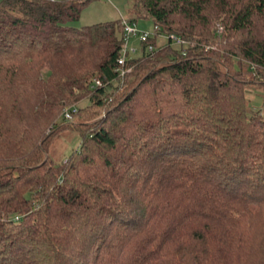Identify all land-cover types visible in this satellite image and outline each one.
<instances>
[{
	"label": "trees",
	"instance_id": "1",
	"mask_svg": "<svg viewBox=\"0 0 264 264\" xmlns=\"http://www.w3.org/2000/svg\"><path fill=\"white\" fill-rule=\"evenodd\" d=\"M132 1L161 32L124 65L123 19L72 24L89 0L0 1V264H264L247 95L264 86V0ZM74 106L90 119L65 123L82 139L57 163Z\"/></svg>",
	"mask_w": 264,
	"mask_h": 264
},
{
	"label": "rangeland",
	"instance_id": "2",
	"mask_svg": "<svg viewBox=\"0 0 264 264\" xmlns=\"http://www.w3.org/2000/svg\"><path fill=\"white\" fill-rule=\"evenodd\" d=\"M136 17H141V14L139 8L135 7L134 1L132 0H89V3L81 13L80 19L72 22V24L76 27H83L118 19L131 21L133 18L137 19ZM134 22L138 24V30L141 32L154 31L155 23L152 19L138 18L137 22ZM168 43L169 38L166 35H159L157 39V48H161ZM127 47L130 56L133 58H138L144 53L143 43L139 34L130 35ZM133 49H136V51ZM247 95L250 108L262 109L264 114V86H248ZM87 105V101H83L78 107L85 106L84 108H87ZM67 109L68 108H65L60 115L59 121L60 124H62L61 131L55 136L49 149L50 156L57 163L64 162L69 154L79 147L82 139L75 128H64L65 123L68 121L64 115ZM86 113L87 111H84L83 114L85 115ZM89 119L84 117L75 118L74 121L71 122H88ZM49 132L50 131H48V133Z\"/></svg>",
	"mask_w": 264,
	"mask_h": 264
},
{
	"label": "built area",
	"instance_id": "3",
	"mask_svg": "<svg viewBox=\"0 0 264 264\" xmlns=\"http://www.w3.org/2000/svg\"><path fill=\"white\" fill-rule=\"evenodd\" d=\"M125 30H126V40L127 42L130 40V35L132 34H139L140 37H141V40L143 42H146L151 38L153 37L155 34L157 33H160L161 32V28L159 26H155L154 27V31L153 32H141L138 30V27L136 26L135 22H131V21H125ZM168 38L171 37V39H173V41L176 43V44H181L183 42L182 39L176 37V36H167ZM134 51H136V49H133ZM147 50L148 51H153L154 50V46L151 45L150 43L147 44ZM126 51H128V47H127V44L125 46V50H124V55L120 58L119 60V63L121 65H124L126 63ZM129 53V51H128ZM132 69L129 68L127 70H123L122 71V74L125 73L126 71L130 72ZM96 85L98 86H102V82L100 80H96ZM78 112V107L77 106H74L72 108H68L64 115H65V118L68 120V121H71L73 119V116L74 114Z\"/></svg>",
	"mask_w": 264,
	"mask_h": 264
},
{
	"label": "crops",
	"instance_id": "4",
	"mask_svg": "<svg viewBox=\"0 0 264 264\" xmlns=\"http://www.w3.org/2000/svg\"><path fill=\"white\" fill-rule=\"evenodd\" d=\"M124 20V19H123ZM125 21H128V20H125ZM131 21H136L137 22V19H135V18H133ZM136 24V26L138 27V24L137 23H135Z\"/></svg>",
	"mask_w": 264,
	"mask_h": 264
}]
</instances>
